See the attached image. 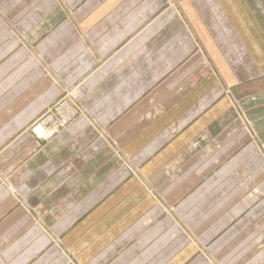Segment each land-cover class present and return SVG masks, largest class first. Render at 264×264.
<instances>
[{
	"label": "crops",
	"instance_id": "1",
	"mask_svg": "<svg viewBox=\"0 0 264 264\" xmlns=\"http://www.w3.org/2000/svg\"><path fill=\"white\" fill-rule=\"evenodd\" d=\"M0 264H264V0H0Z\"/></svg>",
	"mask_w": 264,
	"mask_h": 264
},
{
	"label": "built area",
	"instance_id": "2",
	"mask_svg": "<svg viewBox=\"0 0 264 264\" xmlns=\"http://www.w3.org/2000/svg\"><path fill=\"white\" fill-rule=\"evenodd\" d=\"M67 94H69V95H67ZM65 95L61 99V105H59V109L63 114V105H64V107H66L67 110H69V116H67L64 119H61L57 123H55L54 126H56V128L53 132H57V131L64 129L77 116V114H78L77 110H79L78 103L81 101L83 96H85V90L83 89V87L81 88L80 86H78L75 89L73 88L72 90H69ZM68 101L70 103H68ZM36 126H39V125H36ZM41 126L45 129L47 137H49L53 134L52 131H50L49 129H47L43 125H41ZM35 127H34V130H35Z\"/></svg>",
	"mask_w": 264,
	"mask_h": 264
},
{
	"label": "rangeland",
	"instance_id": "3",
	"mask_svg": "<svg viewBox=\"0 0 264 264\" xmlns=\"http://www.w3.org/2000/svg\"><path fill=\"white\" fill-rule=\"evenodd\" d=\"M82 87L83 86H81V88ZM83 89H84V87H83ZM67 95H69V94H67ZM83 98H84V96H83ZM79 103H78V105H79ZM59 105H61V100H58L57 102L53 103L50 107H48L31 125L32 132H34V127L36 125H40L41 124L44 127H46L47 129H49L50 131H52V133H54L53 131L56 128V126H54L55 123H57L61 119H64L65 117L69 116V110H67V108L64 107V105H63V114H62V112L59 109ZM77 111L81 112V109L77 110ZM57 132H59V131H57Z\"/></svg>",
	"mask_w": 264,
	"mask_h": 264
},
{
	"label": "bare ground",
	"instance_id": "4",
	"mask_svg": "<svg viewBox=\"0 0 264 264\" xmlns=\"http://www.w3.org/2000/svg\"><path fill=\"white\" fill-rule=\"evenodd\" d=\"M68 103H70V102L68 101ZM34 132H35V133L38 135V137H40V138H47V136H46L47 134H46V132H45V129H44L41 125L36 126Z\"/></svg>",
	"mask_w": 264,
	"mask_h": 264
}]
</instances>
